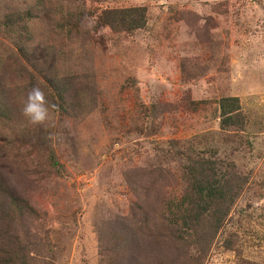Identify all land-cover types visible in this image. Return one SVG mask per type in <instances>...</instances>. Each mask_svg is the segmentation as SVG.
I'll use <instances>...</instances> for the list:
<instances>
[{
  "label": "rangeland",
  "instance_id": "1",
  "mask_svg": "<svg viewBox=\"0 0 264 264\" xmlns=\"http://www.w3.org/2000/svg\"><path fill=\"white\" fill-rule=\"evenodd\" d=\"M133 6L141 28L102 22ZM35 86L57 106L46 126L22 114ZM223 96L242 126H220ZM197 163L236 195L199 212ZM10 260L264 264V0H0V264Z\"/></svg>",
  "mask_w": 264,
  "mask_h": 264
},
{
  "label": "trees",
  "instance_id": "2",
  "mask_svg": "<svg viewBox=\"0 0 264 264\" xmlns=\"http://www.w3.org/2000/svg\"><path fill=\"white\" fill-rule=\"evenodd\" d=\"M8 21H4V24H7ZM102 22L104 24L110 26L113 29L116 30H133L137 28H141L143 24L145 23V8L142 6H133V7H126V8H118V9H106L103 12L102 15ZM49 85V84H48ZM51 88H53L54 92H58V98H61V90H57L54 85H50ZM218 108H219V124L221 127H227V126H242V117L239 113V106H238V100L234 96H223L220 97L217 101ZM198 167L192 169V171L189 172L191 175L190 178L193 181L194 184V190L193 194L195 196V201H197L195 204L197 206V203L199 204V212L202 208L203 210H207L209 207H214L216 204H219L221 207V204L224 202L226 204L228 200L234 195H236L237 192V186L233 184L234 181L231 182V184L224 181L223 184H218L219 181L217 178L208 177V174L205 173L208 172V168L204 166V164L197 163ZM200 168V169H199ZM196 170H198L196 172ZM211 176L215 173H210ZM231 173H227L224 175V177L230 176ZM238 184V183H237ZM236 189V191H233L231 193L232 189ZM189 200V199H188ZM186 205L184 206V209L190 210L191 207H189V204L191 201H185ZM11 203L13 204V210H19V207L16 205L13 200H11ZM191 203L194 204V201ZM20 211V210H19ZM224 214V211L219 213L218 215L214 213L213 217V230L217 228V223L222 218V215ZM192 216L191 214H189ZM188 214L181 217V222L186 225L187 228H192L194 230V225L197 215H193L190 217ZM217 215V217H215ZM180 218V217H179ZM169 221V220H167ZM171 222H174V220L170 219ZM20 251V249H18ZM21 254H24V251H20ZM24 256V255H23ZM13 260L6 261L4 264H12Z\"/></svg>",
  "mask_w": 264,
  "mask_h": 264
},
{
  "label": "clouds",
  "instance_id": "3",
  "mask_svg": "<svg viewBox=\"0 0 264 264\" xmlns=\"http://www.w3.org/2000/svg\"><path fill=\"white\" fill-rule=\"evenodd\" d=\"M56 108L57 106L47 99L45 92L39 86H35L27 95L22 114L30 123L46 126L51 119L52 111Z\"/></svg>",
  "mask_w": 264,
  "mask_h": 264
}]
</instances>
